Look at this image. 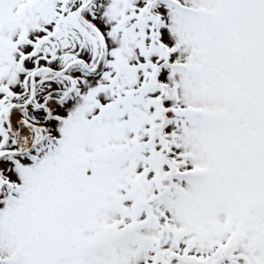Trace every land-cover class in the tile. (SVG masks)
<instances>
[{"label":"snow or ice","instance_id":"obj_1","mask_svg":"<svg viewBox=\"0 0 264 264\" xmlns=\"http://www.w3.org/2000/svg\"><path fill=\"white\" fill-rule=\"evenodd\" d=\"M0 264H264V0H0Z\"/></svg>","mask_w":264,"mask_h":264}]
</instances>
